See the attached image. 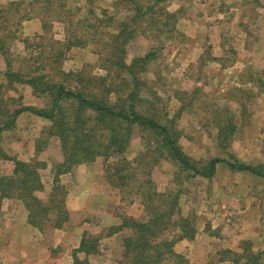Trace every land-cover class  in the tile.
<instances>
[{
	"label": "trees",
	"instance_id": "trees-1",
	"mask_svg": "<svg viewBox=\"0 0 264 264\" xmlns=\"http://www.w3.org/2000/svg\"><path fill=\"white\" fill-rule=\"evenodd\" d=\"M70 1L10 0L0 6V56L7 66L0 82V135L15 127L23 112L48 121L34 139L32 158L8 153L0 141V196L20 200L28 222L41 232L80 225L89 219L69 209L68 191L60 177L79 164L99 159L107 187L117 189L120 200L137 199L144 212L141 218L124 214L120 222L105 228L104 236L122 233L118 263L184 264L185 258L174 251V244L182 239L193 240L198 231L196 214L185 215L180 208L185 180L210 178L219 163L237 171L261 174L263 170L226 157L194 158L180 144L182 130L176 121L192 105L194 90L189 94L175 91L179 106L169 116L160 106L162 100L153 88L154 81L146 77L161 46L160 36L178 33L176 11L167 9V0H114L115 5L128 6L129 13L123 18L115 17L107 8L97 6L96 11L94 0L87 1L82 14L74 13ZM37 16L41 17L43 31L35 34L38 41L21 38L22 21ZM54 22L65 26L62 39L48 36ZM138 33L157 39V45L152 44L146 53L127 61L126 46ZM15 41L33 49L17 69L10 63V47ZM87 42L97 46L101 71L93 73L87 65L77 71L65 70L62 64L68 51ZM19 85L28 86L40 104L24 103L17 93ZM214 113L217 145L232 156L227 149L237 128L234 117L224 109H215ZM136 136L143 147L133 158H127L125 153ZM54 141L59 144L61 158L48 164L37 155ZM161 159L174 165L176 187L159 190L155 185L152 172ZM3 162L7 169H2ZM47 167L51 181L42 197L39 194L45 185L40 170ZM101 238L99 232L83 231L78 247L71 251L72 264H99L90 261L89 256L100 253ZM59 248L63 251V246ZM239 248V252L223 249L219 261L260 264V252L252 249L250 241H241Z\"/></svg>",
	"mask_w": 264,
	"mask_h": 264
},
{
	"label": "rangeland",
	"instance_id": "rangeland-1",
	"mask_svg": "<svg viewBox=\"0 0 264 264\" xmlns=\"http://www.w3.org/2000/svg\"><path fill=\"white\" fill-rule=\"evenodd\" d=\"M8 1L0 0V6ZM87 1L71 0L70 8L74 13L82 14ZM165 5L168 10L176 11L178 33L170 37L160 36L161 46L157 57L149 64L146 77L154 81L153 88L162 100L160 106L165 107L169 116L179 106L175 91L189 94L194 90L192 105L187 106L176 121L182 130L180 144L184 151L194 158L220 156L254 167L262 165L264 171V0H167ZM97 6L107 8L117 18L129 13L128 6L115 5L114 0H94L96 11ZM42 32L40 16L22 21L19 29L20 37H28L31 42L38 41L35 34ZM64 33V24L54 22L48 36L62 39ZM152 44L157 45V39L138 33L126 46L127 61L146 53ZM96 47L94 43L87 42L85 46L71 48L63 61V68L77 71L87 65L93 73L100 72ZM32 51L22 41H15L10 47L12 67H22L23 58ZM6 68L0 56V82L4 80ZM17 89L24 103L40 104L28 86L19 85ZM215 109H224L234 117L237 128L227 149L232 156L217 145L216 127L212 120ZM47 124L48 121L29 112L21 113L15 127L2 131V147L12 155L32 158L35 155L34 139ZM142 147L140 137H134L125 156L133 158ZM37 157L48 164L60 159L59 144L50 142ZM100 161L79 164L60 178L68 191V207L76 202V197L87 199L86 203L91 207L81 209L80 216L87 217L92 230H97L102 236L100 256L91 255L92 262L119 264L122 233L104 236L105 228L120 222L124 214L141 218L144 212L137 199L131 202L120 200L117 189L107 187ZM1 164L2 169L6 168L5 162ZM48 168L40 170L45 185V190L39 194L42 197L51 181ZM173 174L174 165L161 159L153 169L152 178L157 188L164 190L176 187ZM182 191L179 200L182 213L196 214L197 234L201 236L198 242L192 243L190 254L193 260L200 263L209 258L211 263L233 264L229 259L219 261L221 263L214 261L223 256V249L240 251L241 241L247 240V223L264 224V176L232 170L219 163L212 177L185 180ZM20 207L23 211L24 206ZM21 209L16 210V215L18 210L21 213ZM207 224L208 229H205ZM251 236L249 240L256 251L259 237L254 233ZM211 251L212 256H209ZM189 260L185 258L184 264H189ZM161 264L178 263L164 261Z\"/></svg>",
	"mask_w": 264,
	"mask_h": 264
},
{
	"label": "crops",
	"instance_id": "crops-1",
	"mask_svg": "<svg viewBox=\"0 0 264 264\" xmlns=\"http://www.w3.org/2000/svg\"><path fill=\"white\" fill-rule=\"evenodd\" d=\"M260 167L262 168V165ZM247 172L261 177L264 176V171L261 174ZM75 199L76 202L69 204V209L81 212V209L91 208L86 203L87 199L83 200L79 197ZM21 203L20 200L15 198H2L0 196V264H72L71 251L78 247L82 232L86 230L98 233L97 230H92L89 221L64 229H51L48 230L49 232H41L28 222L27 210L23 207L22 211L20 206L23 203L22 205ZM18 208L21 209V213L18 210V215H16ZM99 209L101 210L100 206ZM94 211L99 212L98 209ZM262 228H264L263 223H253L252 225L247 223V240L250 241L252 233L259 237L257 245L259 248L256 251L260 252V264H264V235L261 231L263 230ZM200 237L199 234H196L193 240L182 239L177 241L174 244V251L183 255L184 258H190L189 264H210L209 258L196 263L190 254L192 243L198 242ZM60 246H63V251H60ZM208 255L212 256V251ZM92 257L89 256L90 261H92ZM93 261L94 263H100L96 260ZM214 262L221 263L219 259ZM211 264L215 263L212 262Z\"/></svg>",
	"mask_w": 264,
	"mask_h": 264
}]
</instances>
